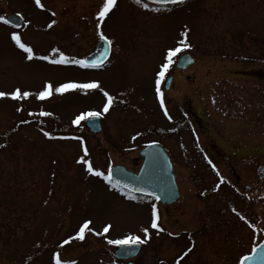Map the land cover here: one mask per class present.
Listing matches in <instances>:
<instances>
[{
    "label": "rangeland",
    "instance_id": "rangeland-1",
    "mask_svg": "<svg viewBox=\"0 0 264 264\" xmlns=\"http://www.w3.org/2000/svg\"><path fill=\"white\" fill-rule=\"evenodd\" d=\"M6 15L21 17V28L5 27ZM100 37L110 59L85 70L80 63ZM178 48L195 63L162 93V57ZM249 67L257 75L243 77ZM260 72L264 0H195L169 11L131 0L1 1L0 264H122L112 254L120 242L140 244L134 264H176L186 248L179 264H237L264 238V182L252 199L230 185L227 222L209 238L197 212L213 200L199 198L213 177L201 154L214 142L225 153L239 149L230 162L240 188L256 179L264 166ZM196 112L205 134L192 123ZM93 115L97 135L83 127ZM148 141L172 152L181 194L157 212L163 236L151 230L154 209L150 220L147 203L106 180L114 165L135 171Z\"/></svg>",
    "mask_w": 264,
    "mask_h": 264
},
{
    "label": "flooded vegetation",
    "instance_id": "flooded-vegetation-1",
    "mask_svg": "<svg viewBox=\"0 0 264 264\" xmlns=\"http://www.w3.org/2000/svg\"><path fill=\"white\" fill-rule=\"evenodd\" d=\"M133 1L137 6L143 7L146 10L151 9V6H154L156 9L161 10V11H169V10H173L170 8H164V7H159V6H155V5H150L146 2H143L141 0H131ZM191 2H187V3H183L178 5V7L174 8V10H177L179 8H182L188 4H190ZM111 10V5H109V7L106 9V11H110ZM105 11V12H106ZM99 16H101V14H99ZM102 39V37H100L97 42ZM97 44V43H96ZM95 44V46H96ZM187 52V51H185ZM183 51L180 50V48H178L177 51L175 52H170V55L168 56V58L162 57L164 66L161 69L163 72V78H167V77H172L171 83H170V87L169 90L167 92H169L172 89V86L174 85L175 80L178 78V76L184 72H186V70L189 68L187 67L184 70L181 69H177L176 68V61L177 58L180 54H182ZM250 64V63H249ZM86 69V68H85ZM94 69V70H93ZM93 69H88L91 70V72H98V70L100 71L101 67L99 68H93ZM259 73V72H258ZM243 76H247L248 74H254L257 75L256 72H254V70L249 67V69L247 71H242ZM261 75L264 74V72H260ZM248 75L249 78H251L252 76ZM167 92H163V93H167ZM192 123L195 124V126H199V131L202 134H205L204 132V127H200V125L203 126L204 124V118L201 115V113H192ZM208 138L210 136H207ZM211 142H213V138L211 137ZM148 144H157L160 147L163 148V150L165 151V153L168 155L170 163H171V171L173 173L174 176V181L176 183L177 186V193H178V198L176 201L167 204H160L158 202L157 199L153 198V197H149V196H143V201L144 203H147L149 209V213H150V220L153 219V212L152 209H154V213H156V219H155V225L151 228V230L153 232H155L156 234H159V236H163L166 231L164 230V228L162 227L163 225L160 226V220L158 217V210H166V209H171L174 208L175 205L177 204L178 200L181 197V194L179 192V187L176 181V177L174 174V160L172 159V157L170 156L172 152H170L169 150H167L166 147H164L162 144H160L159 142L156 141H148L146 143H144L141 147H139L137 149V157L138 160L135 162L136 165L138 164L137 168L135 169V171H137L141 159L138 156V152L140 149H142L144 146L148 145ZM207 150H209L210 153H202L201 156V160L203 163H205V166H208V171L211 174L210 176L213 177V179H210V184L207 185L208 188H206L205 191H201L200 194V199L207 201V198L210 200L213 198L212 201H209L208 203L205 202V205L203 203V207L206 208V210L204 211L203 208H199V211L197 213H199V218H200V223L203 222V224L201 226H205L207 228H209V232L208 236L209 238H212L211 235L213 234V232H217L219 230V225L220 223H225L227 222V212L226 209L228 208V206L225 204L227 203V201L224 203V199L228 200L229 199V189H230V185H232L233 189L235 191L238 192V194L240 195H244V193L247 191L250 195L248 196L250 199L252 198H259L261 191H262V184L264 182V166H257L256 170L258 171V175L256 177V179H254L251 183L248 184H243V188H240V182L241 179L239 177V174L235 172V168L233 167L234 165H232V163L230 161H233L235 157H239V156H243V152L239 149L236 148H231L230 151L231 153H225L223 152L222 147H220L217 143H209L207 145ZM254 159L257 158L253 157ZM132 171V170H131ZM227 175H231L232 177H234V183L231 184L229 182V178L227 177ZM215 179V180H214ZM208 182V179H207ZM212 185V186H210ZM229 185V186H228ZM222 187H227V190H225V192H222L221 195H219L220 193V189ZM243 190V193H240L239 191ZM216 195V196H215ZM215 196V197H213ZM255 196V197H253ZM179 203V202H178ZM154 205V206H153ZM197 202L195 203L194 206H192L191 211H193V209L196 207ZM154 207V208H153ZM156 209V212H155ZM165 213V212H164ZM198 215V214H197ZM165 217L167 215H164ZM149 220V222H150ZM208 225V226H207ZM221 234H224V230L220 232ZM184 234L185 235V245L188 244L189 247H193V244L195 243V239H194V235L193 233L188 230L187 232H185V230L183 229V231H181L180 236ZM189 253V250L186 248L184 249V251L181 252V254L179 255V259L175 260L176 264H179L180 261H182V258L186 257Z\"/></svg>",
    "mask_w": 264,
    "mask_h": 264
},
{
    "label": "water",
    "instance_id": "water-1",
    "mask_svg": "<svg viewBox=\"0 0 264 264\" xmlns=\"http://www.w3.org/2000/svg\"><path fill=\"white\" fill-rule=\"evenodd\" d=\"M3 1V0H0ZM149 3L159 5L176 4L187 0H146ZM5 23L18 28L22 19L15 15H7ZM109 55V45L106 40H101L96 50L84 59L88 66L102 65ZM193 63V59L183 54L177 62V67L184 69ZM170 78L167 79L165 89H168ZM85 127L89 132L97 134L100 131V121L96 117H90L85 121ZM143 157L138 174L125 170L124 167L114 166L109 172L110 180L125 190L159 198L161 203L170 204L177 198L176 186L171 175V166L163 150L157 145H148L139 152ZM140 250L137 243H120L114 250V256L119 260L135 257ZM132 264V263H127ZM238 264H264V240L259 243L249 255L242 257Z\"/></svg>",
    "mask_w": 264,
    "mask_h": 264
}]
</instances>
